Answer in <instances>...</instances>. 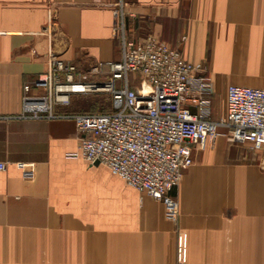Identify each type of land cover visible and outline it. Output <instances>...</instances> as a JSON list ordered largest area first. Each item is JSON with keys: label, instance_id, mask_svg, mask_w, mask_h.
Masks as SVG:
<instances>
[{"label": "crops", "instance_id": "0c3cea01", "mask_svg": "<svg viewBox=\"0 0 264 264\" xmlns=\"http://www.w3.org/2000/svg\"><path fill=\"white\" fill-rule=\"evenodd\" d=\"M120 5L127 40L152 33L203 65L210 119L224 116L229 85L264 87V0H0V264H179L184 233L185 264H264V151L221 127L171 191L172 219L79 154L74 119L25 110L24 84L52 55L87 69L121 59ZM86 97L55 112H90Z\"/></svg>", "mask_w": 264, "mask_h": 264}, {"label": "built area", "instance_id": "2783aa9c", "mask_svg": "<svg viewBox=\"0 0 264 264\" xmlns=\"http://www.w3.org/2000/svg\"><path fill=\"white\" fill-rule=\"evenodd\" d=\"M120 6L115 12L123 33L121 59L87 69L52 55L47 71L24 84L25 110L74 119L85 160L107 165L142 195L161 200L167 215L177 219L180 206L171 191L193 164L194 148H205L224 127L230 139L264 151V87L229 85L224 116L210 119L213 86L203 65L152 33L127 40ZM105 91L112 95L109 111L55 112L73 94ZM187 243L181 234L179 264L186 262Z\"/></svg>", "mask_w": 264, "mask_h": 264}, {"label": "rangeland", "instance_id": "374dc122", "mask_svg": "<svg viewBox=\"0 0 264 264\" xmlns=\"http://www.w3.org/2000/svg\"><path fill=\"white\" fill-rule=\"evenodd\" d=\"M85 95H88L89 97L91 96V99L89 98L87 100L88 97L80 99V101H78V103H79L78 107H82V108H85L86 110H88L90 103L92 104V102L99 100L101 102L100 104H103L100 106H104L105 108L102 109V108H100V106H97L96 108L91 109V111H103V110L112 109V103H111L112 102V95L109 92H106V91L105 92H98V93H95V95H93V94L89 95L88 93H85ZM89 109H90V107H89ZM221 109H222V106H221ZM218 110L220 111V107L218 108Z\"/></svg>", "mask_w": 264, "mask_h": 264}, {"label": "trees", "instance_id": "16d2710c", "mask_svg": "<svg viewBox=\"0 0 264 264\" xmlns=\"http://www.w3.org/2000/svg\"><path fill=\"white\" fill-rule=\"evenodd\" d=\"M101 102L99 100H96L95 102H92L91 104V109H94L96 108L97 106H100V105H103V104H100ZM100 108L104 109L105 107L104 106H100ZM103 111H106V110H103Z\"/></svg>", "mask_w": 264, "mask_h": 264}, {"label": "water", "instance_id": "95a60500", "mask_svg": "<svg viewBox=\"0 0 264 264\" xmlns=\"http://www.w3.org/2000/svg\"><path fill=\"white\" fill-rule=\"evenodd\" d=\"M95 163H99V161H96Z\"/></svg>", "mask_w": 264, "mask_h": 264}]
</instances>
